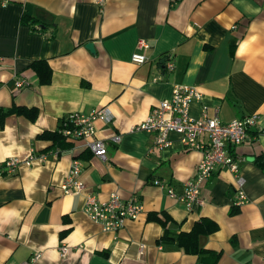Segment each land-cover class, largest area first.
<instances>
[{
    "label": "crops",
    "instance_id": "obj_1",
    "mask_svg": "<svg viewBox=\"0 0 264 264\" xmlns=\"http://www.w3.org/2000/svg\"><path fill=\"white\" fill-rule=\"evenodd\" d=\"M4 1L0 163L24 158L30 149L47 155L0 175V264H264V169L255 163L264 153V134L235 150L248 201L234 205V174L221 168L203 183L202 203L189 211L167 189L181 192L201 152L186 149L175 132L169 133L171 144L159 148L155 132L130 131L176 85L201 93L191 103L192 116L206 108L222 122L257 113L264 123V0ZM27 3L37 23L21 22ZM138 39L149 43L140 64L131 61ZM37 60L51 69L48 83L30 66ZM103 106L113 115L110 122L95 121L96 136L107 144L105 160L93 156L83 140L53 144L38 137L71 113ZM14 107H34L38 114L30 120L4 113ZM74 159L83 165L86 189L66 194L61 184ZM156 179L163 187L153 184ZM86 192L100 200L112 192L122 200L136 196L144 210L118 231H104L84 211ZM151 213L168 216L165 229ZM204 217L218 225L199 237L208 257L186 252L175 240ZM61 242L70 247L66 256L60 255Z\"/></svg>",
    "mask_w": 264,
    "mask_h": 264
},
{
    "label": "built area",
    "instance_id": "obj_2",
    "mask_svg": "<svg viewBox=\"0 0 264 264\" xmlns=\"http://www.w3.org/2000/svg\"><path fill=\"white\" fill-rule=\"evenodd\" d=\"M104 0H98L100 4ZM6 4L4 0H1ZM149 47L145 39H138L136 50L131 55L134 63L146 61L144 51ZM1 59V57H0ZM167 68H172L167 63ZM26 82L18 81L17 86ZM201 93L194 86L176 85L167 99L160 100L146 118L130 127V131L144 130L155 132L154 145L159 148L171 144L169 133L180 135V141L186 149L199 150L202 154L198 161L194 175L184 182L181 192L173 187L167 189L169 196L176 198L191 211L202 203L201 187L213 172L226 168L234 174L237 185L235 206H240L248 201L243 189V177L240 174V161L235 154L236 148L247 142L250 138L264 134V123L260 121L257 113L236 117L228 122H222L216 114L209 115L206 108H202L198 117L190 114L191 103L200 100ZM112 112L107 106L91 110L87 114L71 113L62 120L61 133L67 140H83L91 154L101 160L106 159L107 144L102 138L96 136L95 121H112ZM113 141L119 142L120 135L115 134ZM58 150L54 151L56 154ZM45 152H35L30 149L28 156L21 158L9 156L0 163V175L12 174L21 164L31 165L34 161H44ZM82 163L74 159L65 176L61 188L66 194H79L85 191V184L80 179ZM153 184L163 187L160 180H153ZM141 201L133 196L122 200L117 192H112L105 200H100L91 192L84 193V211L94 222L100 224L104 231H118L127 220H135L143 212ZM69 246L61 242L58 246L61 256H66ZM143 245L140 246V249ZM39 253L34 254L30 261L38 259ZM28 261L21 264H27Z\"/></svg>",
    "mask_w": 264,
    "mask_h": 264
},
{
    "label": "trees",
    "instance_id": "obj_3",
    "mask_svg": "<svg viewBox=\"0 0 264 264\" xmlns=\"http://www.w3.org/2000/svg\"><path fill=\"white\" fill-rule=\"evenodd\" d=\"M30 21L31 23H37V19L32 17L31 15H28L26 12L22 14L21 22H27ZM40 26H43L42 22H40ZM46 25V24H44ZM32 69L36 72V74L39 77V80L41 83H48L51 78V69L49 65L44 60H37L31 63L30 65ZM15 112L17 114H23L26 117H28L30 120H34L38 114V111L36 108L31 107H14L11 108L10 111L4 112ZM64 122V119H62ZM62 128V121L61 124L58 126V128L54 131H43L38 135L41 139H47L51 140L53 144H65V137L61 133ZM255 163L258 167L261 169H264V153L259 154L255 158ZM235 211H231V213H234ZM149 218L156 219L162 226H166L167 220L170 219L166 214H163V218L159 217L158 214L151 213L149 214ZM218 229V225L213 220H210L208 218H201L200 220L196 221L191 229L189 231H181L175 238L177 244L183 248L186 252L198 254L201 256L206 257L210 256L208 255L210 253L209 250H206L199 245V237L200 235H208L213 232H215ZM165 231V230H164ZM166 232H164L162 239L166 238ZM218 257V255H217ZM215 258V260L217 259Z\"/></svg>",
    "mask_w": 264,
    "mask_h": 264
},
{
    "label": "water",
    "instance_id": "obj_4",
    "mask_svg": "<svg viewBox=\"0 0 264 264\" xmlns=\"http://www.w3.org/2000/svg\"><path fill=\"white\" fill-rule=\"evenodd\" d=\"M26 12H27L28 15H31V13H32V4H30V3L26 4ZM86 48H88L91 52H94V46H93L92 42H88L86 44Z\"/></svg>",
    "mask_w": 264,
    "mask_h": 264
}]
</instances>
